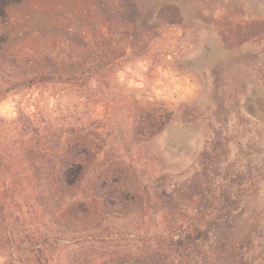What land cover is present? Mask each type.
Segmentation results:
<instances>
[{
  "label": "rangeland",
  "instance_id": "obj_1",
  "mask_svg": "<svg viewBox=\"0 0 264 264\" xmlns=\"http://www.w3.org/2000/svg\"><path fill=\"white\" fill-rule=\"evenodd\" d=\"M1 1L3 8L8 1ZM155 1L142 0L148 7ZM103 2L41 0L13 6L11 33L34 46L87 50L91 34L114 19L99 5ZM181 6L179 25L148 34L151 48L145 58L108 79L83 76L9 91L0 100V116L10 119L18 107L36 111L38 106L40 117L50 121L101 131L111 159L140 158L144 175L160 185L161 196L174 197L181 219L206 224L207 240L183 264H264V24L253 27L259 34L249 31L253 37L239 43L222 19L264 20V0H181ZM5 14L0 31L10 33ZM164 108L173 113L157 130L153 118ZM141 120L152 122L144 134H136ZM116 177L123 198L136 192L125 165L119 163ZM87 185L88 180L65 197L85 198ZM7 211L13 217L27 209L21 201ZM129 211L125 220L139 227L120 236L119 254L128 257L126 264H155L156 253L142 244L147 219L139 220L138 208ZM13 247L0 249V264H38L25 244ZM91 247L102 253L97 243Z\"/></svg>",
  "mask_w": 264,
  "mask_h": 264
},
{
  "label": "trees",
  "instance_id": "obj_2",
  "mask_svg": "<svg viewBox=\"0 0 264 264\" xmlns=\"http://www.w3.org/2000/svg\"><path fill=\"white\" fill-rule=\"evenodd\" d=\"M7 1L8 7L4 8L7 3L0 6V15L6 13L10 26V33L0 31V100L12 90L83 76L108 79L127 64L146 57L152 30L177 26L182 20L181 0H157L149 7L142 0H104L99 5L111 11L112 24L106 21L98 26L88 39L87 50L61 51L46 44L34 46L27 37L11 33L17 14L12 7L35 6L41 0ZM222 19L239 43L253 37L249 31L259 34L253 27L264 24V20L228 15ZM34 108L37 110L18 107L10 119L0 116V249L25 244L38 264L41 260L44 264H126V255L119 254V238L139 227L125 220L131 214L130 207L141 211L140 221L147 219L142 244L156 253L155 264H183L200 241L207 240L206 224L183 221L174 197L161 196L160 185L144 175L145 164L140 158L128 162L111 159L100 140L101 131H87L82 123L50 121L40 117L38 106ZM172 113L164 108L153 118L159 124L157 130ZM150 120H141L136 134H144ZM105 160L110 161L107 166ZM119 163L133 173L136 182V192L124 198L117 188ZM86 180L89 192L85 198L71 201L65 197ZM9 191L14 193L11 199ZM21 201L27 211L8 217L10 204ZM15 234L19 241L12 244ZM55 243H59L58 250H54ZM95 243L100 255L92 252ZM72 244L75 248H69Z\"/></svg>",
  "mask_w": 264,
  "mask_h": 264
}]
</instances>
